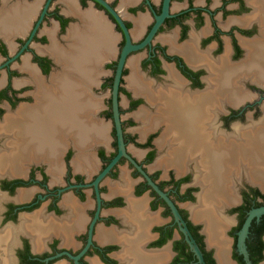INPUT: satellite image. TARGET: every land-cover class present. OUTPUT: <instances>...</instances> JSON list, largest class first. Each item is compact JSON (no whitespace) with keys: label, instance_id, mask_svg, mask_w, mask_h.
Masks as SVG:
<instances>
[{"label":"flooded vegetation","instance_id":"flooded-vegetation-1","mask_svg":"<svg viewBox=\"0 0 264 264\" xmlns=\"http://www.w3.org/2000/svg\"><path fill=\"white\" fill-rule=\"evenodd\" d=\"M46 1L26 35L16 36L13 44L0 37V264H201L185 240L183 226L199 246L203 258L207 253L215 264L217 258L221 263V251L225 248L227 258L230 250L232 260L241 264L234 256L236 253L247 264L238 251V231L249 211L264 205V82L261 80L264 72L258 75L254 71L263 64L264 0L168 1V15L151 41L127 54L118 88L126 151L143 171L121 156L97 187L94 178L117 152L111 83L125 42L124 33L112 14L98 1L91 0L104 10L120 33L117 55L107 64L110 73L99 85L100 89L109 90L99 115L110 122V148L103 144L95 147L96 163L90 171L75 164L76 148L70 141L57 157L45 156L30 146L38 145L36 135L33 141L30 130L36 123L43 126V132L56 134L65 124L72 129L87 128L82 125L80 109H76L73 118L70 114L61 121L50 113L41 117L38 109L31 110L32 70L23 69V57L27 55L29 65L47 74L53 61L38 53L32 44L46 41L45 36H37L38 28L50 16L59 21L62 31L68 23V18L56 5L51 6L53 0H50L36 25ZM80 1L85 4L87 0ZM107 1L127 25L133 42L145 37L163 5V0H137L128 7L131 14L141 11L149 17L142 35L134 39L132 21L117 7L119 0ZM137 52H141L140 69L152 80L159 91L157 95L167 100L165 107L182 108L181 112L195 109L191 117L166 118L156 127H145L143 137L133 111L144 101V96L134 92L125 78L130 71L126 60ZM85 79L81 78L84 84L81 91L86 87ZM34 80L37 97L42 93L51 95L47 91L53 93L55 99L47 101L49 108L66 109V85L45 84L35 74ZM48 86L55 87V91ZM91 97L96 102L91 107L94 108L97 99ZM122 97L126 99L125 105L120 103ZM85 107L89 112V106H79L81 111ZM145 113L139 111L140 115ZM165 122H177L181 130L199 132L196 136L199 140L193 145L200 148V162L205 169L207 148L225 144L248 147L241 173L234 175V187L228 183L226 190H216L219 188L214 181L216 175L196 169L195 157L182 161L181 151L170 159L168 155L160 156L157 162L168 161L165 166L154 164L155 138ZM23 130L25 134L17 133ZM162 139L163 136L159 142ZM25 146L27 150L23 149ZM133 149L141 150L142 155L138 156ZM144 173L169 197L178 218ZM209 227L224 240L222 245L217 237L211 238ZM220 230L224 232L222 235ZM244 243L251 262L260 264L264 258V213L251 218ZM255 243L260 247L259 252L253 248ZM258 255L261 257L254 262ZM204 261L207 264L205 258Z\"/></svg>","mask_w":264,"mask_h":264},{"label":"crops","instance_id":"crops-1","mask_svg":"<svg viewBox=\"0 0 264 264\" xmlns=\"http://www.w3.org/2000/svg\"><path fill=\"white\" fill-rule=\"evenodd\" d=\"M43 2L44 0H0V37L4 38L8 44H13L16 36L26 35L33 20L40 11ZM136 2L137 0H119L117 3V7L122 12V15L132 21L131 34L134 39L142 35L149 20L148 15L144 12L138 11L137 14H131L128 11V7L134 5ZM55 5L58 7L59 12L68 18V23L64 30H60V24L57 19L51 16L47 17L36 33L37 36H45L46 41H33L32 43L38 53L45 54L52 59L53 66L47 74H43L37 66L28 64V56L25 55L23 57V69L32 70L45 84H56L58 87L66 85L67 90L64 92L67 94L64 102L68 99L66 111L69 110L72 104L69 100L74 98L72 101L76 102L73 107L76 105L75 109H80L81 116L84 119L82 125L87 128L86 130L72 129L67 128L65 124L57 134L55 132H48L50 144L46 145L41 134L44 128L40 123H36L30 130L33 134V141L37 134L38 145L32 143L30 146L31 148L36 147L45 156L55 158L58 156L60 149L66 148L67 143L70 141L76 148L74 155L76 157L75 164L84 165L90 171V168L96 163L94 155L95 147L103 144L107 149L110 148V122L99 115L100 109L104 107V100L108 93H103V89H100L99 85L102 78L110 73L107 64L117 55L120 33L114 28L113 22L104 10L97 8L91 0H87L85 4L81 3L80 0H53L51 6ZM262 55L263 64L254 69L255 72L258 71V75L261 71L264 72V50ZM140 58L141 52L128 56L126 62L130 67V71L125 75V78L128 86L134 92L142 93L144 96V101L133 111L134 116L140 122V134L143 137L146 133V130H144L145 127L150 125L156 127L163 120L165 121L166 118L170 120L173 117H177L176 119L185 116L191 117L195 109L187 108L184 112H181L182 108L166 106V109L164 103L167 100L157 95L159 91L153 86L152 80L140 69ZM32 71L34 86L32 90L33 101L31 110L38 109L39 116L41 117H45L47 113H50L54 119L61 121L62 117H65V108L60 109L54 106L49 108V102L47 101L52 98L55 99L52 96L53 93L50 91H47V94L51 93L48 96L44 93L40 94V97L35 95L36 84ZM89 73L90 76H88ZM83 76L86 77L84 80L86 87L84 91H81L80 88L83 86L81 78ZM261 80L264 82V77ZM48 87L52 88L51 86ZM52 89L55 91V87ZM69 90L74 91L70 92ZM70 93L72 95L69 96ZM89 93L97 99V104L89 112L86 107L83 109L84 111H81L82 109L78 107L82 106V104L86 106V100L90 99L92 102H95ZM120 103L125 105L126 99L122 97ZM140 110H144L146 113L140 115ZM178 111L180 113H177ZM25 115L27 116V114ZM98 126H101L102 129L98 130ZM178 126L177 122H165V126L156 136L157 154L154 164L165 166L168 161L165 164L157 162L160 156L168 155L167 159H170L174 158V156L177 157L176 152L179 154L181 151L183 153L182 161L188 157H195L194 164L196 169L199 168L201 172H206L207 174L213 172L216 175V179H214L216 184L223 182V188H216V190H226L228 182L229 185L231 184L234 187L236 180L234 175L241 173L244 156L249 150L248 147L245 148L236 144H225L224 147L207 148L208 167L205 169L203 163L200 162V157H202L201 153H198L200 148L193 145L195 141L199 140L198 137L196 138L199 132L192 129L181 130ZM101 131L103 132V137L99 136ZM17 133L25 134V130ZM162 136L163 139L159 142ZM27 147L25 146L23 149L27 150ZM228 149L229 154L227 153ZM133 151L138 156L142 155L141 150L133 149ZM234 157L238 158V164L232 170L226 166V162L230 159L232 160ZM169 163L174 164L173 162ZM210 166L213 167V170H209ZM205 188L208 190V185H205ZM211 189H213V186ZM208 193L209 191L207 195Z\"/></svg>","mask_w":264,"mask_h":264},{"label":"water","instance_id":"water-1","mask_svg":"<svg viewBox=\"0 0 264 264\" xmlns=\"http://www.w3.org/2000/svg\"><path fill=\"white\" fill-rule=\"evenodd\" d=\"M50 0H47L43 6L42 12L40 14V17L36 23V25L39 23L41 20L43 14L46 11V8L48 6ZM98 1L107 11H109L112 16L115 18V20L118 22L120 25L121 29L123 30L124 37H125V42L121 47L120 54L116 63L115 71L113 74L112 78V83H111V108H112V117L115 125V134H116V142H117V152L116 154L109 160V162L104 166V168L96 175V177L93 180V184L97 187V184L99 180L105 175L110 168L116 163V161L119 159L121 156L127 157L137 168L140 170L141 167L137 164V162L134 160V158L126 151V145L123 137V131L121 127V120H120V111H119V105H118V88L121 80V75H122V68L126 59L127 54L135 49L141 48L147 43L151 41L152 36L158 29L159 25L163 21V19L168 15V1L169 0H163V5L161 12L158 14H155V20L145 35V37L139 41V42H133L130 37L129 29L117 10L107 1V0H96ZM35 31V27L33 28L29 38L25 42L24 46L27 44V42L30 40L32 37L33 33ZM143 171V170H142ZM145 176L148 178V181L155 187L156 190L159 191L161 195H163L167 201L171 205V209L173 213L175 214L176 218H178L179 214L178 211L176 210L175 206L173 205L172 201L169 199L168 196H166L165 192L160 190L158 186L148 177L146 173H144ZM261 213H264V205L258 206L256 208H253L249 211V214L242 224L241 228L238 231V240H237V246H238V251L243 254L244 260L247 264H253L251 260L248 257V252L245 247L244 239L248 231V225L250 223L251 218L254 215H259ZM97 215V212H96ZM96 218V217H95ZM183 229L184 235H185V240L188 242L191 250L194 252V254L197 257V261L200 262L201 264H205L202 252L197 245V243L194 241L192 237L189 235V231L185 226L181 227ZM217 264L219 263L218 258L216 259ZM235 264H237L235 261H231Z\"/></svg>","mask_w":264,"mask_h":264},{"label":"bare ground","instance_id":"bare-ground-1","mask_svg":"<svg viewBox=\"0 0 264 264\" xmlns=\"http://www.w3.org/2000/svg\"><path fill=\"white\" fill-rule=\"evenodd\" d=\"M82 71H83V69H81ZM87 70V69H86ZM80 74V73H79ZM78 74V75H79ZM85 74V73H84ZM83 75V74H82ZM80 77H82V76H80ZM84 77V76H83ZM86 78V77H85ZM79 81V80H78ZM74 82V81H73ZM71 85H73L72 83H71ZM82 85H84V84H82ZM71 88V87H70ZM73 89V88H72ZM71 89V90H72ZM67 90V89H66ZM70 91V90H69ZM74 91V90H73ZM73 91H70V92H73ZM76 94H78V93H76ZM80 94V93H79ZM90 94V93H89ZM70 95H72L71 93L69 94V96ZM74 96H75V94H74ZM71 98V97H70ZM74 99V98H73ZM72 99V100H73ZM72 100H69L70 102H72V104H71V106H70V108H69V110L68 111H66V109H64V113H65V116H70V114L73 116L74 115V113H75V108H76V105H75V107H73V105H74V103L76 102H74V101H72ZM67 101H68V99H67ZM66 101V102H67ZM94 103L95 102H92L90 99H88V100H86V104H87V106H89L90 108H91V106H93L94 105ZM79 108V107H78ZM68 122V121H67ZM76 123V122H75ZM42 134V136H43V138H44V142L46 143V145H49L50 144V142H49V136H48V132L46 131V132H42L41 133ZM44 134H46V135H44ZM103 135V132L101 131L100 132V134H99V136H102ZM36 136H37V134H36ZM103 137V136H102ZM52 144V143H51ZM238 164V158H236V157H234V158H232V160L230 159V160H228L227 162H226V166H228V168L229 169H233V168H235V166ZM230 173V172H229ZM229 183V182H228ZM218 185V187L219 188H223V182H220L219 184H217ZM227 188V187H226ZM229 198H231V195L230 196H228V199ZM199 215H201V212H200V214ZM209 233H211V238H213V237H217L216 235H215V231H213V229L212 228H210L209 227ZM217 240H219V245H222V242H224V240H221L220 239V236L219 237H217L216 238ZM222 257H221V263H220V261H219V263L220 264H232L229 260H228V258H227V256H226V249L224 248V249H222ZM221 254V253H220ZM234 264V263H233Z\"/></svg>","mask_w":264,"mask_h":264},{"label":"trees","instance_id":"trees-1","mask_svg":"<svg viewBox=\"0 0 264 264\" xmlns=\"http://www.w3.org/2000/svg\"><path fill=\"white\" fill-rule=\"evenodd\" d=\"M253 248L255 249L256 252H259L260 247H257L256 243H255V245L253 246ZM234 256L238 259V261H239L241 264H245L244 261H243L242 258H241V255L235 253ZM260 257H261V255H258V257L255 258L254 262H255L257 259H259ZM204 258H205L207 264H215L213 258L210 257L209 254L206 253L205 256H204Z\"/></svg>","mask_w":264,"mask_h":264},{"label":"rangeland","instance_id":"rangeland-1","mask_svg":"<svg viewBox=\"0 0 264 264\" xmlns=\"http://www.w3.org/2000/svg\"><path fill=\"white\" fill-rule=\"evenodd\" d=\"M108 91H109L108 88H104V89H103V93H108ZM159 158H160V157H159ZM223 233H224L223 230H220V234L222 235ZM227 249H229L228 246H227ZM227 254H228V256H229L228 259L231 260V261H234V260H232V259L230 258V250H227ZM232 263H233V262H232ZM261 263L264 264V258H263V260H262ZM261 263H260V264H261ZM234 264H235V263H234Z\"/></svg>","mask_w":264,"mask_h":264}]
</instances>
